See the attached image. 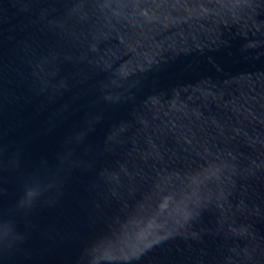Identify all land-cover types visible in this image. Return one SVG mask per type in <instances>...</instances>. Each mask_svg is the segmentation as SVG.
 <instances>
[{
  "label": "water",
  "instance_id": "obj_1",
  "mask_svg": "<svg viewBox=\"0 0 264 264\" xmlns=\"http://www.w3.org/2000/svg\"><path fill=\"white\" fill-rule=\"evenodd\" d=\"M0 264H264V0H0Z\"/></svg>",
  "mask_w": 264,
  "mask_h": 264
}]
</instances>
